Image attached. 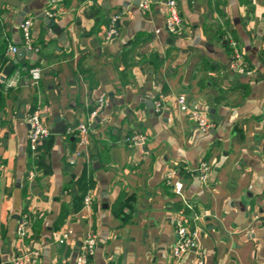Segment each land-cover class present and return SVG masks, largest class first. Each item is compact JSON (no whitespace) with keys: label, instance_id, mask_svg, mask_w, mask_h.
<instances>
[{"label":"crops","instance_id":"crops-1","mask_svg":"<svg viewBox=\"0 0 264 264\" xmlns=\"http://www.w3.org/2000/svg\"><path fill=\"white\" fill-rule=\"evenodd\" d=\"M148 1L0 0L8 57L22 47L23 18L35 48L0 79V264L27 249L37 264H73L87 232L93 264H264V0H175L176 33L163 0ZM231 42L245 72L230 68ZM35 109L49 133L31 152L25 117ZM55 119L62 133L50 132ZM88 180V206L73 209ZM177 218L195 237L174 260Z\"/></svg>","mask_w":264,"mask_h":264},{"label":"built area","instance_id":"built-area-1","mask_svg":"<svg viewBox=\"0 0 264 264\" xmlns=\"http://www.w3.org/2000/svg\"><path fill=\"white\" fill-rule=\"evenodd\" d=\"M137 1H138V5L142 9H146L148 7V3H149L148 0H137ZM163 2L166 8V16L164 20L165 26L169 32L176 33L180 23V17L178 15L176 2L175 0H163ZM46 13L48 14V16L53 15L50 12H46ZM30 25H31V21L29 18H23L18 25L21 33V46L25 50H31V49L35 50V48L32 46V39L30 36ZM230 46L232 49L230 68L237 73L245 72L242 56L235 48L234 42H231ZM8 50L9 52L14 53L15 47L9 46ZM29 76L33 82H36L39 78L38 68L34 67L29 69ZM102 102H103L102 97H99L95 105L93 106L92 110L89 112L88 115L89 120H92L97 115L98 111L102 106ZM176 102L179 110L185 111L188 109L183 94L177 95ZM159 107H160L159 101L155 102L153 110L156 112L158 111ZM192 117L195 120L196 125L200 130H207L210 127V123L203 114L193 112ZM25 120L28 125V130H27L28 148L31 152H35L40 142L47 137L49 130L47 126L44 125V123L42 122L39 112L36 109L27 113ZM76 129L78 132L79 142H84L87 134L86 124L79 123ZM73 154L77 155L78 152L75 151ZM68 162L69 163L73 162L72 157L69 158ZM207 170H208V166L206 165L205 162H200L196 168L198 177L202 181H205L207 179ZM180 187H181L180 182L174 183L173 188L177 194L180 191ZM89 201H90L89 194L88 193L84 194L82 199V206L83 207L88 206ZM26 226H27L26 214L22 213L20 215L19 222L16 225V233L18 237L21 238L24 236L26 231ZM174 232H175V240L171 248V254L174 260H177L185 251H187L190 248L193 239L195 237V232L189 229V227L182 220V218H177L174 220ZM70 234H71L70 228L63 229L57 238V242L59 244L65 243L66 240L69 238ZM94 248H95L94 235L91 232H87L83 236L79 245L76 248L73 257V264H93L91 260V256L93 254ZM38 257H39V252L37 249H27L24 250L23 252L16 254L13 258H11L10 261L12 264H37ZM201 262L202 260L199 259L197 261V264H201Z\"/></svg>","mask_w":264,"mask_h":264},{"label":"trees","instance_id":"trees-1","mask_svg":"<svg viewBox=\"0 0 264 264\" xmlns=\"http://www.w3.org/2000/svg\"><path fill=\"white\" fill-rule=\"evenodd\" d=\"M0 32H1V28H0ZM6 48H7V43L4 40H1L0 42V70L12 60V58L8 57V55L6 54V50H7ZM91 110L92 108H90L88 112H90ZM91 184H92L91 180H88L85 182H79L77 184L78 192L76 195L73 196V209H78L81 206L82 197L87 191V189L91 186Z\"/></svg>","mask_w":264,"mask_h":264},{"label":"water","instance_id":"water-1","mask_svg":"<svg viewBox=\"0 0 264 264\" xmlns=\"http://www.w3.org/2000/svg\"><path fill=\"white\" fill-rule=\"evenodd\" d=\"M54 31H57L56 28L53 29ZM15 57L12 61H10L3 69H2V75L0 76V79H4L7 74H9L10 69L12 66L17 62V60H20L21 57L25 54L28 53L27 50H25L23 47H15L14 50ZM64 131V124L60 122V120L55 119V123L53 128H51L50 132L51 133H62Z\"/></svg>","mask_w":264,"mask_h":264}]
</instances>
